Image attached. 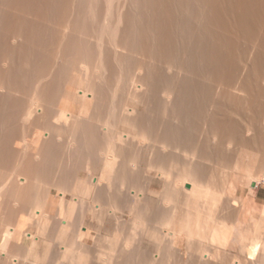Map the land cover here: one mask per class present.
Returning <instances> with one entry per match:
<instances>
[{
	"label": "bare ground",
	"instance_id": "obj_1",
	"mask_svg": "<svg viewBox=\"0 0 264 264\" xmlns=\"http://www.w3.org/2000/svg\"><path fill=\"white\" fill-rule=\"evenodd\" d=\"M152 1L0 0V264H264V0Z\"/></svg>",
	"mask_w": 264,
	"mask_h": 264
},
{
	"label": "rangeland",
	"instance_id": "obj_2",
	"mask_svg": "<svg viewBox=\"0 0 264 264\" xmlns=\"http://www.w3.org/2000/svg\"><path fill=\"white\" fill-rule=\"evenodd\" d=\"M140 1H141V2H139V4H140V3L142 4V3L145 2V0H144L143 2H142V0H140ZM147 1H148L149 3H151L152 0H151V1H150V0H146V2H147ZM153 1H154V0H153ZM153 1H152V3H153ZM189 1H190V0H189ZM193 1H194V0H193ZM193 1H191L192 9H196V10H197V8H195V7L198 6V5H195V4H198L197 2H199V1H198V0H197L196 2L194 1L195 4L193 3ZM209 1H210V0H209ZM228 1H229V0H226V1H225V0H222V1H221V0H220V2H223V3H222V7H223V8L225 7L224 4H226V3H224V2H227V3H228ZM148 2L146 3V5H145V3L143 4V5L145 6V11H146V9L148 8V7H147V5L149 4ZM174 3H175V8H174V9H175V12H176V16H177V18L181 21L182 18H180V16L184 17L185 13L183 14L182 12H180L182 9H181V10H180V9L177 10V8H179V7H178L177 3L174 2V1H173V6H174ZM192 3H193V4H192ZM134 4H136V3L134 2V3L130 6V8L133 7V8H131V10H132L134 13H136V15H134V13L132 14V11H131L130 13H131L132 15H134V16H138V19H136V20H138V23H139V22H140V21H139V20H140V17H139L140 14H139L138 12H140L144 7H143L142 5H138V3H137V4H136V7H137V5H138L141 9L139 8L140 11L136 9V10H137V12H136V11H135V8H136V7L134 8V6H135ZM229 4H230V1H229ZM229 4H228V5H229ZM133 5H134V6H133ZM228 5L226 4V7H225V8H227V10H230V9H228V7L230 8L231 6H230V5L228 6ZM148 6H150V4H149ZM194 6H195V7H194ZM227 6H228V7H227ZM142 7H143V8H142ZM193 7H194V8H193ZM222 7H221V9H220L219 7H218V8H219L220 10H222V9H223ZM225 8H224L223 10H225ZM234 8H236L235 10H238V11H240V10H241V11H244V9H242L243 7L240 8L239 6H237V7H234ZM234 8H232V9H234ZM239 8H240V10H239ZM245 9H246V8H245ZM176 10H177V11H176ZM145 11H144V10L141 11V12H142V15H140V16H143V15L145 14ZM193 11H194V10H193ZM245 11H246V10H245ZM141 12H140V13H141ZM186 13H187V12H186ZM137 14H139V15H137ZM178 14H180V15L178 16ZM182 14H183V15H182ZM187 16H188V15H187ZM135 18H137V17H135ZM144 19H145V18L142 19V17H141V20H142L143 25H144V24H147V22H146V23H144L145 21L143 22ZM186 19H188V17H186ZM136 20H134V21H136ZM179 20H177V22H178ZM183 21H187V20H185V17H184V19H183L181 22H183ZM136 22H137V21H136ZM136 22H135V25H136V24L138 25V27L136 26V28H137V29H140V28L143 26L142 23H141L140 26H139V24L136 23ZM200 26H201V25H200ZM139 27H140V28H139ZM177 28H178V31H179V32H177V33H180V34H182V35L184 34V35L182 36V35H179V34L176 33V36L179 35V37L177 36V37H175V38H177V39L179 40V38L181 37V38H182V39L180 38L181 41L183 40L182 43H181V46H180V43H177V42H180V40L178 41V40L176 39V40H177L176 43H177V45L179 44L180 47H183V46H184V45H182V44H186V45H187V44L190 43L189 46H188V45L186 46L187 48L190 49L191 47H193V49L195 48V49H198V50H199V48H197V47H199L200 40L202 39V41H203V40H205V39H206V40L208 39L207 36H205L206 38H205V37H204V38L201 37L202 35H200V34H202V31H201L200 34L198 33L200 30H197V29H196L198 32H196V30H195V32H196V34H197V33H198V34L195 35V32H194V31H193L194 34H192L193 32H192L191 30H189V29L187 28V30H188V31H187L186 28H185V29H184V27L181 28V25H177ZM199 28H200V27H199ZM199 28H198V29H199ZM179 29H183V31H185V33H183L182 31H180ZM176 31H177V29H176ZM186 31H187V32H186ZM190 32H191V34H190ZM189 35H190V36L192 35V39H191V40H192V44L195 42L194 44L196 45V47L193 46L194 44L191 45V42H190V36H189ZM193 35H194V37L196 36V39L193 37ZM203 35H204V34H203ZM199 36H200V37H199ZM184 37H185V38H184ZM188 37H189V39H188ZM197 37H199L200 39H197ZM184 39H185L186 41H184ZM193 39H195V40L193 41ZM198 40H199V42H198ZM187 41H189V42H187ZM183 42H185V43H183ZM186 42H187V43H186ZM196 42H197V43H196ZM208 42H210V39H208L207 42L204 43V44L201 42V44H202V49H204V50H203L204 53H205L206 50L211 51V52L208 51L209 53L207 52V55H206L205 59H207V57H208L209 54H211V55H209L208 59L210 58V56L212 57V54H213V52H212V50H211V49H212V46H210L211 44L209 43V44H210V45H209ZM201 44H200V45H201ZM205 44H208V46L205 45ZM240 44L245 45V44H247V43L245 42V44H244V42H243V43L241 42ZM242 45H241V47H242ZM179 46L177 47V49L179 48ZM190 46H191V47H190ZM245 46H246V45H245ZM207 47H209V48H207ZM243 48H245V47L243 46L242 49H243ZM195 49H194V50H195ZM180 50H181V48L178 49L177 51L180 53ZM191 50H192V48H191ZM192 51H193V50H192ZM192 51H190V52H191L190 54H189V50L187 51V54H188L187 57L190 55V56H189L190 59H194L193 57L191 58V56H193V55H192ZM195 51H196V50H195ZM195 51H193V52H194L193 54H195L196 52H197L198 54H200L199 51H196V52H195ZM241 51H242V50H241ZM242 52H244V50H243ZM196 55H197V54H195V58L198 57V56H196ZM201 56H202V55H201ZM204 56H205V54H204ZM197 59H198V58H197ZM210 60H211V59H210ZM245 60H246V59H245ZM245 60H244V61H245ZM208 61H209V60H206V62H208ZM211 62H213V61L211 60ZM211 62L208 63L206 66H207V67H208V66H211V65L213 64V63H211ZM213 65H214V64H213ZM213 65H212V66H213ZM247 70L250 71L251 69L248 67ZM248 71H247V74L251 73V72L248 73ZM184 86H185V85H184ZM182 99H183V98H182ZM179 101H180V104H182L181 106H183V102H181V98L178 99V103H179ZM183 101H185V100L183 99ZM178 103H177V105H180V104H178ZM184 104L187 105V101H185ZM186 105H184L183 108H184V110H185V109H186V110L188 109L187 111H189L188 113H190V108H189L188 106H186ZM181 106H180V107H181ZM185 106H186V107H185ZM191 106H192V105H191ZM191 106H190V107H191ZM181 108H182V107H181ZM191 109H192V111H193V108H192V107H191ZM187 111H186V112H187ZM190 115H191V114H190ZM241 158H242V156H241ZM157 187L159 188L158 183H157ZM255 187L257 188L256 191H255V196L247 195V190H246V188L243 187V186H240V187H239L240 196H243V197L246 198L247 206H249L247 212L251 211V209H252L253 207H254V208L256 207V208L260 209V208L262 207V205H263V202H264V189L262 188L261 185L257 186V185L255 184L254 188H255ZM59 200H60V197L58 196L57 192L54 190V191H53V194H52V197H51V201H50V204H51V213L54 214V215L58 212V209H59V206H58V205H59ZM57 208H58V209H57ZM244 221H245V222L248 221V214H245ZM49 256H50V255H48V256L46 257L45 262H43V263H45V264L48 263V264H49V262H46V260L49 259ZM30 259H31V260H29V261H33L32 258H30ZM3 260H4V258L1 257V258H0V261H1V262H0V263H2ZM41 263H42V261H41ZM43 263H42V264H43ZM27 264H28V263H27Z\"/></svg>",
	"mask_w": 264,
	"mask_h": 264
}]
</instances>
